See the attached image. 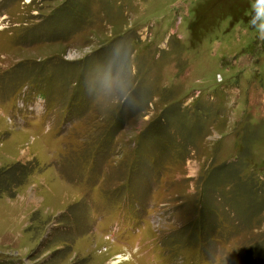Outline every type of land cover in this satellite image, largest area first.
Returning a JSON list of instances; mask_svg holds the SVG:
<instances>
[{"label":"rangeland","instance_id":"374dc122","mask_svg":"<svg viewBox=\"0 0 264 264\" xmlns=\"http://www.w3.org/2000/svg\"><path fill=\"white\" fill-rule=\"evenodd\" d=\"M0 264H264L262 0H0Z\"/></svg>","mask_w":264,"mask_h":264},{"label":"trees","instance_id":"16d2710c","mask_svg":"<svg viewBox=\"0 0 264 264\" xmlns=\"http://www.w3.org/2000/svg\"><path fill=\"white\" fill-rule=\"evenodd\" d=\"M21 172H25V171L24 170H20V169L18 170V169H16V167H11V168H8L6 170V172L3 173L2 176L7 177L13 183V185H15L16 181H17V176L16 175L18 173H21ZM27 175H28V173H27Z\"/></svg>","mask_w":264,"mask_h":264},{"label":"snow or ice","instance_id":"6c2138e0","mask_svg":"<svg viewBox=\"0 0 264 264\" xmlns=\"http://www.w3.org/2000/svg\"><path fill=\"white\" fill-rule=\"evenodd\" d=\"M262 3H264V0H262Z\"/></svg>","mask_w":264,"mask_h":264}]
</instances>
